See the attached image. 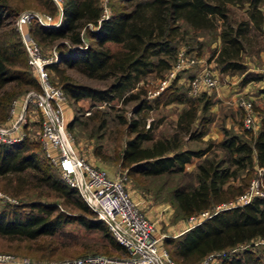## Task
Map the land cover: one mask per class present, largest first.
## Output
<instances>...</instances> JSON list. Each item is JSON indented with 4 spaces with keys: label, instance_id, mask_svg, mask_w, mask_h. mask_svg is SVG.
I'll return each instance as SVG.
<instances>
[{
    "label": "trees",
    "instance_id": "16d2710c",
    "mask_svg": "<svg viewBox=\"0 0 264 264\" xmlns=\"http://www.w3.org/2000/svg\"><path fill=\"white\" fill-rule=\"evenodd\" d=\"M23 1L0 0V122L7 119L12 99L29 88H38L14 24ZM30 1L51 17L59 15L55 25L33 19L26 28L38 44L55 51V59L46 64L49 76L52 72L55 80H51L72 100L87 97L94 103L123 96L124 100L136 101L133 113L158 104H185L168 136L154 137L153 125L142 128L137 118L125 121L132 135L124 139L119 155L120 166L129 173L183 172L193 179L175 182L171 189L175 205L186 217L202 210H208L209 215L175 236L160 239L174 262L199 264L208 254L219 253L217 263L204 264H264V196L214 209L217 204L233 201L247 188L249 182L243 179L237 184L230 180L239 170L253 167L256 174L255 166H260L264 174V112L255 132L224 128L219 141L189 147L182 145L183 136L198 139L207 130L211 120L205 114L207 102L201 104L198 115L195 100L174 85H167L151 98L141 96L142 89L131 91L147 73L159 74L171 66L182 23L191 29H214L219 23L216 60L221 70H244L242 54L258 50L256 44L264 34V0H121L119 6L108 0L105 13L100 0H61L59 8L53 0ZM232 6L241 10L239 17L231 15ZM51 51L41 53L49 55ZM66 67L99 84L76 80ZM257 77L258 73L245 72L241 81ZM206 152L210 155L203 156L195 170L186 173V164ZM0 176L7 191L20 195L17 201L0 207V247L17 249L19 243L27 241L29 244L22 247L33 244L39 257L65 254L68 251L63 249L74 246L75 241L53 237L36 241L76 221L86 228L100 229L111 247L127 254L77 188L64 181L42 149L36 150L26 137L0 142ZM74 247L70 251L84 249ZM85 248L108 250L104 243L99 248Z\"/></svg>",
    "mask_w": 264,
    "mask_h": 264
},
{
    "label": "rangeland",
    "instance_id": "374dc122",
    "mask_svg": "<svg viewBox=\"0 0 264 264\" xmlns=\"http://www.w3.org/2000/svg\"><path fill=\"white\" fill-rule=\"evenodd\" d=\"M115 6H119L122 3L121 0H111ZM24 6L20 10L34 9L40 11L39 7L34 5L30 0L23 1ZM103 11L108 12L109 4L108 0H100ZM231 15L235 18L241 15V10L236 7H231ZM19 10V11H20ZM42 12V11H41ZM56 20L57 15L52 16ZM220 24L214 29H191L184 23L181 25L182 34L177 42V51L183 50L184 54L189 57H193L195 60L191 64H186L182 68L174 71L173 74H169L167 69L157 74L149 72L144 75L137 83L136 87H133L131 91L142 89L141 96L151 98L156 93L152 92L164 89L167 85H174L178 90L185 92V94L194 99L198 105L197 114H201V104L207 102L208 106L205 110V114L210 116L211 120L207 124V130L205 134L198 139H187L183 136V146L189 147H204L207 140L213 142L219 141L223 136V129L234 130L232 127L224 125V120H220L218 116H237L233 119L237 126L236 132L242 131L244 127L240 123L241 109L236 104V99L240 96L247 97L245 93L239 92L240 85L243 83L242 76L245 72L252 74L259 73L258 71L250 70L248 67L252 66L255 61L247 62L245 53L242 54V60L246 61L245 69H232L221 70L220 63L216 60L217 49L220 44L218 37V29ZM113 47L114 44L109 42ZM259 44V42H258ZM260 45V44H259ZM43 54L49 53L52 50L51 46H42L38 44ZM54 50L51 51V53ZM177 53V52H176ZM176 56V55H175ZM175 61H171V64ZM254 61V62H253ZM207 68L212 71L216 76V85L212 87H206L196 94L188 92V79L198 72L201 68ZM76 80L86 82L89 84L98 85L99 83L93 79H88L80 76L72 68H67ZM50 80H55L52 72H50ZM164 80L162 88H160L161 80ZM51 80V81H52ZM53 82V81H52ZM54 83V82H53ZM57 85V84H56ZM228 85L229 95L231 97L218 94L221 92L220 88ZM31 89V88H29ZM33 89V88H32ZM127 93V92H126ZM24 94V93H23ZM23 94L16 96L17 99H21ZM64 99V117L66 118V126L72 136V143L76 152L84 158L87 162L104 168L109 175H116L120 173L124 176V187L129 196L134 200L140 211L150 220L154 229V233L161 238L175 236L189 225H192L197 219H189V217L183 216L177 209L175 202L171 195V189L175 185V182H193L191 177H188L183 172L173 173H161V174H143L140 172H127L125 166H120L119 155L123 145L124 139L132 135V132L127 126V121L131 118H137L140 123V127L146 128L148 125H153L152 132L154 137L168 136L174 131V124L176 116L179 110L185 106L184 103L170 102L166 104H158L156 106L142 108L138 113H133V107L136 103L134 99H123V96L115 97L110 101H91L87 97L72 100L65 93ZM250 98V97H247ZM252 100L253 111L255 112V102ZM19 105H17L14 112H17ZM26 121L23 126V137H26L40 152V112L39 109L30 101H28L25 109ZM216 116V119H215ZM215 119V120H214ZM220 120V121H219ZM126 121V122H125ZM5 123V122H1ZM220 127V135L210 136V133H215L216 127ZM224 125V126H223ZM217 127V128H218ZM254 126L246 128L250 131H254ZM245 131V130H243ZM249 131V132H250ZM209 133V134H208ZM248 133V132H247ZM182 135V134H180ZM245 136V135H244ZM145 143H149L146 141ZM216 152L220 153V150L214 148ZM210 152H206L205 155L200 157L195 156L192 160L186 164L185 172L191 173L195 170V165L199 162L203 156H209ZM256 168V166H255ZM51 170L54 172L53 168ZM255 176L253 167L250 169H241L238 171V175L232 180L234 184H237L240 179L245 182H250L251 178ZM15 182V181H13ZM6 181L0 176V207L6 202L17 201L19 196L12 195L5 189ZM65 239L75 241L74 246L84 248L83 251L78 253L70 251L74 246H69L63 250H67L65 254H56L53 256L39 257L33 250V244L28 245V248L22 247L29 244V242H21L20 247L17 249L0 247V251H9L18 255L29 256L34 259H59L63 257L79 256L86 253H101L111 256H122L119 249L111 247L105 240L100 229L86 228L76 221L66 223L62 230L57 231L52 236L42 235L38 237L37 241L46 240L51 238ZM77 242V243H76ZM103 243L108 248L107 251L99 248ZM13 245L16 243L13 242ZM98 247L99 249L85 250V247ZM219 253L208 254L199 264H204L207 261L217 263Z\"/></svg>",
    "mask_w": 264,
    "mask_h": 264
},
{
    "label": "built area",
    "instance_id": "2783aa9c",
    "mask_svg": "<svg viewBox=\"0 0 264 264\" xmlns=\"http://www.w3.org/2000/svg\"><path fill=\"white\" fill-rule=\"evenodd\" d=\"M60 7L61 0H53ZM48 13L34 9L20 10L14 20L15 28L38 84L37 89H28L21 99L11 100L9 114L5 123L0 122V142L19 140L23 136L26 121L25 109L28 101L40 112V146L44 155L54 165L60 177L77 188L86 204L103 219L116 240L126 249L127 254L111 256L101 253H84L79 256L59 259H34L9 251H0V264H176L160 242V236L153 231L150 220L140 211L137 203L124 187V176L120 173L112 176L100 167L93 165L80 156L72 143V136L66 126L64 117L65 95L59 85L50 80L46 64L55 59V51L43 55L36 40L28 33L26 24L37 20L42 24L55 25ZM193 57L186 56L178 50L175 61L167 69L169 74L194 62ZM215 74L207 68H201L188 79V92L196 94L206 87L216 85ZM160 88L164 80L161 81ZM158 90L152 92L157 93ZM236 104L242 110L241 124L244 128L254 126V111L251 98L238 97ZM17 105L19 109L14 112ZM254 196H264V174L256 166V174L251 178L247 188L233 201L215 205L219 209L229 205H241ZM209 215L202 210L189 219L201 220ZM196 221V222H197Z\"/></svg>",
    "mask_w": 264,
    "mask_h": 264
},
{
    "label": "crops",
    "instance_id": "0c3cea01",
    "mask_svg": "<svg viewBox=\"0 0 264 264\" xmlns=\"http://www.w3.org/2000/svg\"><path fill=\"white\" fill-rule=\"evenodd\" d=\"M259 42V44H258ZM258 42L256 46H260L258 50L254 52H246L245 57L247 58V62H252V60L255 61V63H252L251 67H248L250 70L258 71L259 77L256 79H250L245 82H243L240 86L239 92L245 93L247 97H250L255 102V112H254V132L258 129L259 126V120L261 113L264 112V34L261 35L258 39ZM253 61V62H254ZM221 92H217L218 94H222L225 96H228V85L220 88ZM233 100V95H229V98ZM240 110V109H239ZM237 116H218V118L221 120H224V125L228 127H232L234 130L237 129L236 124L234 123L233 119ZM216 119V116H215ZM214 119V120H215ZM219 120V121H220ZM223 125V126H224ZM218 127V125H217ZM214 130L215 133H208L211 137L218 135L220 132V127H218ZM220 135V133H219Z\"/></svg>",
    "mask_w": 264,
    "mask_h": 264
}]
</instances>
